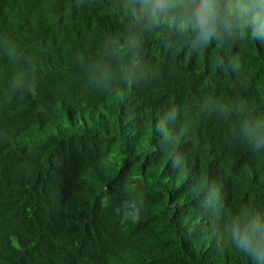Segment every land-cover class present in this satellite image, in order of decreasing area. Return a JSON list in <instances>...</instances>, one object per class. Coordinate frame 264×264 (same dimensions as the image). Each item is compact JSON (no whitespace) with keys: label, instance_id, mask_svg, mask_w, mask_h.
<instances>
[{"label":"trees","instance_id":"16d2710c","mask_svg":"<svg viewBox=\"0 0 264 264\" xmlns=\"http://www.w3.org/2000/svg\"><path fill=\"white\" fill-rule=\"evenodd\" d=\"M138 12L0 0V264H255L214 238L226 209H264V152L235 142L241 116L216 109L264 114V44L205 43ZM204 181L225 209L203 206ZM130 199L135 222L114 212Z\"/></svg>","mask_w":264,"mask_h":264},{"label":"clouds","instance_id":"9594fccd","mask_svg":"<svg viewBox=\"0 0 264 264\" xmlns=\"http://www.w3.org/2000/svg\"><path fill=\"white\" fill-rule=\"evenodd\" d=\"M138 4V18L148 25L155 24L161 16H169L180 31L191 30L197 38L207 43L212 37H222L225 42H259L264 44V0H135ZM33 71L36 65L29 61ZM233 71L241 68L239 60L229 61ZM17 88L20 82H16ZM220 115L241 116L239 130L233 140L247 146L254 153L264 152V114L246 111L239 103L221 105L216 109ZM175 112L170 114L174 119ZM169 162L177 178L184 176L187 160L173 155ZM187 180V177H184ZM201 178L191 185L195 190L201 187ZM203 206L218 213L225 205L221 187L215 183L203 182ZM143 203L136 199L124 200L115 207L117 216L127 221H138ZM222 227L214 238L217 247L221 246L226 234L237 249L250 256L255 264H264V209L242 204L235 210H227L220 217Z\"/></svg>","mask_w":264,"mask_h":264}]
</instances>
